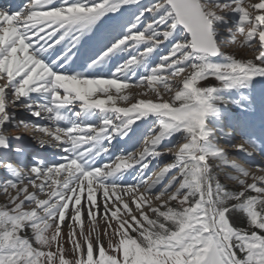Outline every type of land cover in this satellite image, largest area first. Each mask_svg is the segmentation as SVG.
<instances>
[{
    "label": "snow or ice",
    "instance_id": "obj_1",
    "mask_svg": "<svg viewBox=\"0 0 264 264\" xmlns=\"http://www.w3.org/2000/svg\"><path fill=\"white\" fill-rule=\"evenodd\" d=\"M139 4L27 0L19 12L0 7V149L9 148V129L23 125L38 145L57 150L51 163L31 165L0 153V169L12 177L0 179V264H264V165L230 160L207 123L219 89L264 78V0H154L138 14L125 7ZM231 12L239 18L228 26ZM98 23L107 35H124L93 65L119 50L136 55L110 78L66 74L67 52ZM229 44L255 55L237 59L223 50ZM160 45H170L168 54L148 75L120 79ZM215 56L225 62H212ZM132 87L141 91L125 93ZM15 109L46 123L19 120ZM98 115L99 124L84 122ZM136 121H148L140 147L94 166L99 142L107 139L109 152ZM165 140L171 146L161 147ZM227 145L260 155L245 140ZM165 155L171 162L149 175ZM130 169L135 183L110 182Z\"/></svg>",
    "mask_w": 264,
    "mask_h": 264
},
{
    "label": "rangeland",
    "instance_id": "obj_2",
    "mask_svg": "<svg viewBox=\"0 0 264 264\" xmlns=\"http://www.w3.org/2000/svg\"><path fill=\"white\" fill-rule=\"evenodd\" d=\"M154 0H140L139 5H126V8L131 9L133 12L138 14V10L141 6L147 7L149 4L153 3ZM124 9H121V12H123ZM120 15V13H118ZM230 19L228 21V26H232L236 23L238 20V14L235 12H231L228 14ZM126 19H131V17H126ZM101 25V24H100ZM98 25L95 29L94 36H103V37H111L108 41V48L112 46L114 43H118L120 36L124 35L123 29H120V31L117 33H113L111 35H107L105 33V29L101 28V26ZM126 26V25H125ZM93 27L92 29H94ZM91 29V30H92ZM222 35L227 38V33H222ZM114 37V38H113ZM93 41H89V46L91 45ZM96 42V41H95ZM140 48L145 47V45L141 44L139 46ZM170 47V45L168 46ZM168 47H165V45H160L156 50L151 53L148 57H146L140 64L131 66L129 69H126L124 71L125 73L128 72L130 78H124L122 81H131V82H136L138 81L141 76H146L148 74H145L141 71H143V68L147 65V60L151 59L150 63V70L159 65L160 63V58L162 56H166L168 54ZM226 53L234 55L237 59H249L252 58L255 53L251 50H249L247 47H242L240 44L236 45H231L229 44L228 46L224 47L223 49ZM137 50H132V51H126V50H119L118 53L121 55V57L124 59L121 60L122 63L118 64H123L125 61L128 60L130 56H135ZM120 57V58H121ZM212 62L214 63H224L225 60L223 57L218 56L216 58H211ZM116 64V65H118ZM146 69V68H145ZM147 72L149 73V68H147ZM89 74H93V71L89 72ZM140 75V76H139ZM110 78V76L105 77ZM212 80L213 84H217V82L214 81V78H210ZM201 84L204 82L201 81ZM141 91L139 89H136L134 87L130 89L124 90L125 93L128 91H131L132 93L134 92ZM115 90L113 89V92ZM100 97H103L102 95ZM105 98V97H103ZM141 98H147V97H141ZM155 99V98H153ZM164 99H168L167 96L164 97ZM213 104L215 107V110L213 113H211L208 118H207V123L209 127L213 130H215L216 136L219 138L217 140V143H220V147L226 148L227 143H235V141L240 142L241 139H244L247 141L249 144L253 145L257 149L261 150L264 149V81L262 78L257 77L256 79L248 82H244L242 85H238L237 87L231 88V89H219L216 93H214V99H213ZM118 106L125 107L128 106L124 103H120ZM102 116H99L93 119L92 124H99L100 119H102ZM155 117H149L148 120H154ZM216 119H221V124H216ZM91 123V122H90ZM148 124V121H136L132 125V130L127 132V135L123 136V139H121L120 135H116L112 140H111V150H114L116 153L111 155V158H115V156L124 153H131L134 150L138 149L140 147L141 141L148 135V129L145 126ZM150 126V125H148ZM238 132L237 138H233L231 136L225 135V138H222V134L226 132ZM23 132V131H21ZM9 135V134H8ZM175 137H173L174 141ZM233 140H235L233 142ZM105 147L108 146V140L105 139L103 140ZM172 141L165 140L164 144L161 145V147L164 146H171ZM1 150V149H0ZM176 149L173 148V152ZM228 153V157L232 159L230 151L224 149ZM258 150V151H259ZM100 152V151H98ZM236 152V151H235ZM264 152V151H260ZM13 154H16V152ZM103 154V152L101 153ZM239 156V154H237ZM246 155V154H244ZM243 155V156H244ZM243 156L239 157V159L242 160ZM258 157V154L256 156H247V159L252 161L251 163L249 161H246V163H250V165L259 164L256 162H253V159ZM107 158V156H106ZM110 158V159H111ZM238 159V158H236ZM104 160V159H103ZM102 160V161H103ZM102 161L97 165L99 166ZM171 162V156L170 155H165L157 160H154L152 162V165L150 166L151 172L148 173L149 175L153 174L154 172L158 171L159 168L164 167L166 164ZM259 165H262L260 162ZM175 174V170H173L172 173L168 174L166 176L165 181L163 183L167 182V179L171 177V175ZM217 174L221 178V182L224 183L229 187V189H232L235 187L230 181L224 178L223 173L217 171ZM136 175V169H130L129 171L123 173L121 176L118 177H113L111 182L115 183H123L124 181L128 183L127 180H121V179H128L131 180V183H135L136 181L133 179V177ZM11 179V175L9 171L0 169V179ZM121 180V181H119ZM130 183V182H129ZM125 184V183H124ZM162 185H158L157 187L159 188ZM4 197H0V205L4 203ZM240 214H234V217H239ZM68 231L67 227L63 228V232L66 234ZM67 247V245H66Z\"/></svg>",
    "mask_w": 264,
    "mask_h": 264
},
{
    "label": "bare ground",
    "instance_id": "obj_3",
    "mask_svg": "<svg viewBox=\"0 0 264 264\" xmlns=\"http://www.w3.org/2000/svg\"><path fill=\"white\" fill-rule=\"evenodd\" d=\"M27 0H0V7H9V12L11 13L12 11H21L25 6H26ZM117 13H109V15H116ZM118 16V15H117ZM107 18V17H105ZM100 25V23H98L94 29H92L91 31H89L86 35L83 36V38L81 39L79 45H77V48H73L70 52H67L66 56L68 58V62L64 65V67L69 69V72L66 74H75L78 75L80 78H105L107 76H112V74L114 72H116L117 68L120 67L122 64H118V63H122L121 60L124 61V59L121 57V55L117 52H115L114 54H112L111 56L106 57L103 62L100 63H96L95 65H93V61L97 60L98 57L102 56L105 54V52L108 49V41L111 37H103V36H98L95 37L94 33H95V29L96 27ZM89 41H93L91 43V45L89 46ZM96 41V42H95ZM67 43V41H65V44ZM57 48H61V45H57ZM79 49V50H77ZM63 51V49H62ZM56 55H60V53H57ZM56 55H54L52 57L53 60L56 59ZM121 57V58H120ZM46 63H50V61H45ZM118 64V65H116ZM146 68V69H145ZM143 69V71H141V73L143 72L144 75L148 74V67H145ZM55 70V69H53ZM93 71V74H89V72ZM126 71V70H125ZM131 76H129L128 72L127 73H123V75H121L120 79L123 80L124 78H130ZM131 79V78H130ZM262 80L264 81V78H262ZM140 90V89H139ZM136 92V90L134 91ZM96 98V97H94ZM98 98H103L98 96ZM15 111L17 112V116L20 117L21 120H25V121H29L31 123H46V121H38V118L31 116L28 112L24 111L23 109H15ZM92 119H88L86 121H84L85 123H89L93 120ZM67 126V125H64ZM23 131L21 134L19 132ZM235 133V131L233 132ZM35 132H31L30 130V126L29 127H24L23 125L19 126L18 128H11V132L9 133L8 137L9 140L13 139L12 137L15 136H20L19 140H23L24 144H29V146L33 145L34 146V153H35V158L37 159L36 162H31L29 163V165L31 164H35L37 163L38 160L44 162L45 164H49L52 162V160L55 159V157H53L51 154L53 152H56L57 150L54 149L53 151L50 149V147H41L40 145H38L36 143V141L33 139V136L35 135ZM239 136H235L233 138H237ZM14 141H19L16 139H13ZM243 140V139H241ZM235 140H233L234 142ZM241 142V141H240ZM240 142H236L235 143H240ZM102 140L99 142V144L97 145V151H100L99 153L103 152V146H102ZM229 144V143H227ZM230 144H233L230 142ZM226 150L230 151L232 159H236L241 157V155L243 156L245 153L243 152H235L234 148H231L229 146L225 145ZM49 149V152L47 151ZM53 149V148H52ZM260 151H264V149H261ZM259 151V153H260ZM239 154V156L237 155ZM107 153H103L101 155H99V158H97L95 160V165L97 166L103 159L106 160ZM247 157V155H244L242 160H245V158ZM249 159V158H248ZM246 160L249 161L250 163L252 161L250 160ZM104 160L102 161L101 164H103ZM259 160L260 161H256L253 159V162L262 163V165H264V152L260 153L259 156ZM248 163V162H247ZM248 163V164H250ZM255 164V163H254ZM258 164V165H259ZM261 174V173H258ZM121 180H127L128 183H131V180L128 179H121ZM119 180V181H121ZM111 182V181H110ZM126 184L127 182H119L118 184Z\"/></svg>",
    "mask_w": 264,
    "mask_h": 264
},
{
    "label": "water",
    "instance_id": "obj_4",
    "mask_svg": "<svg viewBox=\"0 0 264 264\" xmlns=\"http://www.w3.org/2000/svg\"><path fill=\"white\" fill-rule=\"evenodd\" d=\"M215 57H217V56H215ZM212 58H214V57H212Z\"/></svg>",
    "mask_w": 264,
    "mask_h": 264
}]
</instances>
